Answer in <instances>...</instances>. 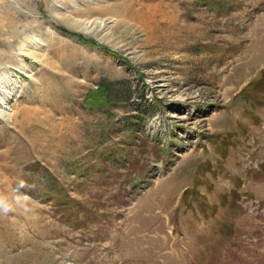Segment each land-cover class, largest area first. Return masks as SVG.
<instances>
[{
  "label": "rangeland",
  "instance_id": "obj_1",
  "mask_svg": "<svg viewBox=\"0 0 264 264\" xmlns=\"http://www.w3.org/2000/svg\"><path fill=\"white\" fill-rule=\"evenodd\" d=\"M0 198V264H264V0H0Z\"/></svg>",
  "mask_w": 264,
  "mask_h": 264
},
{
  "label": "clouds",
  "instance_id": "obj_2",
  "mask_svg": "<svg viewBox=\"0 0 264 264\" xmlns=\"http://www.w3.org/2000/svg\"><path fill=\"white\" fill-rule=\"evenodd\" d=\"M0 209L7 212L11 210V206L3 198H0Z\"/></svg>",
  "mask_w": 264,
  "mask_h": 264
},
{
  "label": "trees",
  "instance_id": "obj_3",
  "mask_svg": "<svg viewBox=\"0 0 264 264\" xmlns=\"http://www.w3.org/2000/svg\"><path fill=\"white\" fill-rule=\"evenodd\" d=\"M114 89V88H113ZM113 91V90H112Z\"/></svg>",
  "mask_w": 264,
  "mask_h": 264
}]
</instances>
